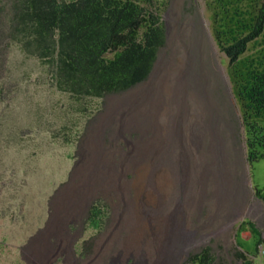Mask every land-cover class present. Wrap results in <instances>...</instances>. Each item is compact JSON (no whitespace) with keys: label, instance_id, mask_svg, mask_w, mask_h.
Instances as JSON below:
<instances>
[{"label":"rangeland","instance_id":"374dc122","mask_svg":"<svg viewBox=\"0 0 264 264\" xmlns=\"http://www.w3.org/2000/svg\"><path fill=\"white\" fill-rule=\"evenodd\" d=\"M162 20L165 44L144 82L76 102L4 38L0 10V264H201L205 253L210 264H264V158L248 162L204 0H167ZM148 166L137 201L132 181ZM163 175L173 185L150 204ZM135 212L150 227L139 240ZM165 214L180 235L163 255Z\"/></svg>","mask_w":264,"mask_h":264},{"label":"trees","instance_id":"16d2710c","mask_svg":"<svg viewBox=\"0 0 264 264\" xmlns=\"http://www.w3.org/2000/svg\"><path fill=\"white\" fill-rule=\"evenodd\" d=\"M1 2L4 38L46 66L56 89L76 102L121 94L144 82L166 40L162 13L167 0ZM204 4L212 37L228 58L227 75L251 165L264 158V0ZM97 214L92 208L93 227L98 225ZM241 227L250 236L259 233L250 221ZM196 259L210 264L206 253Z\"/></svg>","mask_w":264,"mask_h":264},{"label":"bare ground","instance_id":"6f19581e","mask_svg":"<svg viewBox=\"0 0 264 264\" xmlns=\"http://www.w3.org/2000/svg\"><path fill=\"white\" fill-rule=\"evenodd\" d=\"M150 151H154L153 147H149ZM150 167L148 168H142L141 170L138 171V175L136 178L132 181V188L136 191V196H137V201L140 200L141 196L143 195L144 191H146L149 186H150V181H151V173L149 171ZM176 179V177H175ZM173 185V182L171 179H169V176L163 175L160 178H157V182L154 187H156L157 190L155 191H150L148 194L147 200L149 201L150 204L157 205L160 200V192L161 191H167L169 188H171ZM156 191L158 193H156ZM142 204V203H141ZM134 217H136L137 224H133L135 228H137V232L135 235V239L139 240L140 238H143L145 236L146 231L148 232V229L150 228L148 223H143L141 220V215L139 212L134 213ZM157 225H156V230L158 234H161L162 237L158 239V244L160 247V252L161 254L167 253V245L169 243V237L168 235H171V232L174 233L175 235H180V232L178 229H174L171 225L170 218L168 214H165L164 216H161L159 219H157ZM150 230V229H149ZM157 235V234H156ZM167 236V237H166ZM156 239V238H155ZM53 247V246H52ZM121 259V258H120ZM119 260V259H118ZM116 260V264H120V262ZM123 263V262H122ZM125 264V263H124Z\"/></svg>","mask_w":264,"mask_h":264}]
</instances>
